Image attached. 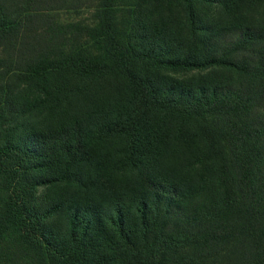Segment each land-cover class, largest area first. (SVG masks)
<instances>
[{"label": "trees", "instance_id": "1", "mask_svg": "<svg viewBox=\"0 0 264 264\" xmlns=\"http://www.w3.org/2000/svg\"><path fill=\"white\" fill-rule=\"evenodd\" d=\"M0 264H264V0H0Z\"/></svg>", "mask_w": 264, "mask_h": 264}, {"label": "rangeland", "instance_id": "2", "mask_svg": "<svg viewBox=\"0 0 264 264\" xmlns=\"http://www.w3.org/2000/svg\"><path fill=\"white\" fill-rule=\"evenodd\" d=\"M91 11H92V8L82 6L78 10H75L72 8L67 9V10L63 9L61 11L60 15H61V18L63 20L76 19V18H80V17L86 18L88 16V14H90Z\"/></svg>", "mask_w": 264, "mask_h": 264}]
</instances>
